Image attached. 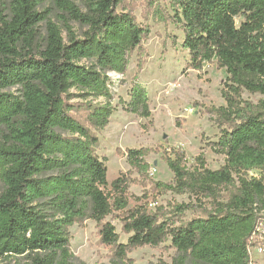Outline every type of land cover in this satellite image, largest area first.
<instances>
[{
	"label": "trees",
	"instance_id": "trees-1",
	"mask_svg": "<svg viewBox=\"0 0 264 264\" xmlns=\"http://www.w3.org/2000/svg\"><path fill=\"white\" fill-rule=\"evenodd\" d=\"M45 1L0 0V264H73L69 228L86 219L96 221L117 264L133 248L166 241L180 254L177 264H252L264 216V0H171L188 66L216 62L228 73L226 104L214 110L219 134L209 141L224 164L210 169L199 156L191 170L174 150L166 158L173 182L153 188L193 199L156 211L142 198L130 207L129 179L110 183L107 159L97 153L98 132L116 109L108 73L127 71L150 27L128 0H54L41 11ZM246 90L263 98L246 100ZM126 109L152 116L137 82ZM148 152L130 148L127 155L150 175ZM188 210L193 216L183 219ZM109 216L120 219L127 243Z\"/></svg>",
	"mask_w": 264,
	"mask_h": 264
},
{
	"label": "rangeland",
	"instance_id": "rangeland-1",
	"mask_svg": "<svg viewBox=\"0 0 264 264\" xmlns=\"http://www.w3.org/2000/svg\"><path fill=\"white\" fill-rule=\"evenodd\" d=\"M53 1L46 0L40 10L53 9ZM128 5L138 22L149 26L151 33L143 41L142 51L136 50L129 55L125 73H108L113 95L110 102L116 109L108 125L98 132L100 142L97 153L107 159L110 183L119 176L129 179L130 207L145 202L138 199L142 198L150 203L149 208L153 211L159 206L170 209L175 203L193 199L188 193L158 192L153 188L157 181L173 182L175 175L166 158L173 156L174 150L183 155V165L191 170L197 166L199 156H203L210 169H218L224 164V156L216 153L209 146V141L216 140L219 134L214 110L226 104L222 92L226 88L228 73L216 62L206 63L201 70L188 66L189 53L182 46L184 33L181 25L172 20L174 9L171 0H128ZM51 19L60 24L55 14ZM73 25L79 29L78 24ZM39 31L42 35L46 34L45 23L39 25ZM135 82L148 93L152 112L150 118L126 109ZM242 97L254 103L263 98L261 94L247 90ZM89 100L106 103L102 97H90ZM130 148L149 151L146 161L151 166L150 175L130 164L127 155ZM251 173L260 176L258 170ZM192 216L193 212L188 210L182 218L190 219ZM107 220L116 226L120 241L127 243L130 235L122 231L120 219L109 216ZM69 232L73 264H117L113 248L101 241L96 221L86 219L76 223L69 228ZM249 251L252 264H264V216L253 235ZM179 255L171 241H166L158 246L133 248L127 258L118 263L177 264Z\"/></svg>",
	"mask_w": 264,
	"mask_h": 264
}]
</instances>
